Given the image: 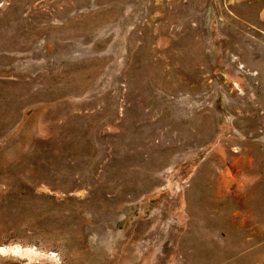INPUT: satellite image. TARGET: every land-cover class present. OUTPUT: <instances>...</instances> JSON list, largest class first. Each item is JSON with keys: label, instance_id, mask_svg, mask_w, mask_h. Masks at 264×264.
I'll list each match as a JSON object with an SVG mask.
<instances>
[{"label": "rangeland", "instance_id": "obj_1", "mask_svg": "<svg viewBox=\"0 0 264 264\" xmlns=\"http://www.w3.org/2000/svg\"><path fill=\"white\" fill-rule=\"evenodd\" d=\"M2 247L264 264V0H0Z\"/></svg>", "mask_w": 264, "mask_h": 264}, {"label": "bare ground", "instance_id": "obj_2", "mask_svg": "<svg viewBox=\"0 0 264 264\" xmlns=\"http://www.w3.org/2000/svg\"><path fill=\"white\" fill-rule=\"evenodd\" d=\"M7 252H9V253L12 252V253H15V254H19V256L21 255V257L26 256V255L28 257V254H30L31 256L33 255V254H31L33 252H31V250H28V249H22V248H18V247H14V248H11V247H2V248H0V255L1 254H6ZM30 255H29V258H30Z\"/></svg>", "mask_w": 264, "mask_h": 264}]
</instances>
